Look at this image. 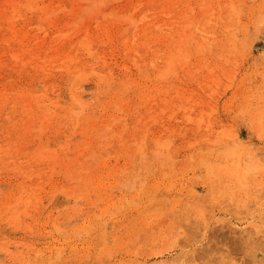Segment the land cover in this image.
<instances>
[{
  "label": "rangeland",
  "instance_id": "rangeland-1",
  "mask_svg": "<svg viewBox=\"0 0 264 264\" xmlns=\"http://www.w3.org/2000/svg\"><path fill=\"white\" fill-rule=\"evenodd\" d=\"M1 1L0 264H160L196 251L184 264H264V0H39L44 10L19 15L17 0ZM93 3L105 13L89 15ZM110 10L147 14L139 30L112 24L104 46L100 24L122 20ZM13 24L27 45L6 42ZM88 26L96 57L73 45ZM229 123L239 151L208 138ZM26 189L42 203L20 225L11 212Z\"/></svg>",
  "mask_w": 264,
  "mask_h": 264
},
{
  "label": "bare ground",
  "instance_id": "bare-ground-1",
  "mask_svg": "<svg viewBox=\"0 0 264 264\" xmlns=\"http://www.w3.org/2000/svg\"><path fill=\"white\" fill-rule=\"evenodd\" d=\"M3 1V3L5 2L6 3V5H7V3L9 2V4H10V2H11V4H12V1L11 0H9L8 2H7V0H2ZM2 1H1V3H2ZM18 1V0H17ZM16 1V2H17ZM20 1V0H19ZM15 2V1H13V6H11V4L9 5V6H11L12 8V10L16 13L17 12V15H19L18 13V11H20L19 9L20 8H22L23 7V5H25L26 7H29L30 9H31V11H34V12H36V11H39V10H44L45 9V7H43V8H41L40 7V3H39V0H25V1H28L26 4H24V3H22V2ZM79 1V0H78ZM87 1V0H86ZM94 0H90L89 2L91 3V5H89V6H92V2H93ZM99 1V2H98ZM102 1V0H101ZM100 0H97V1H95L96 3H102ZM104 1V0H103ZM106 1V3L108 2L107 0H105ZM115 1V0H114ZM88 2V1H87ZM109 2H111V1H109ZM108 2V3H109ZM203 2V1H202ZM231 2V1H230ZM239 2H242V0L240 1L239 0ZM141 3V2H140ZM165 3V2H164ZM187 3V2H186ZM74 4H76V3H74ZM94 4V8L92 7V10H94L93 12H91V11H89L88 10V13H90L89 15H91V13L93 14L94 12L97 14V13H99V12H101V13H105L104 11H103V8H98V4H97V7L96 8H98V9H96L95 8V3H93ZM105 4V3H104ZM103 4V5H104ZM226 4V3H225ZM230 4V3H229ZM137 5H139V3L137 4ZM141 5H145V2H143ZM170 5H172V3L170 4ZM227 5V4H226ZM234 5V4H233ZM237 5H238V3H237ZM246 5V4H245ZM245 5H243V7L245 6ZM24 6V7H25ZM135 6V5H134ZM186 6V5H185ZM64 8H65V6H63ZM100 7V6H99ZM101 7H103L102 5H101ZM174 7V6H173ZM187 7V6H186ZM185 7V8H186ZM192 7V6H191ZM215 7V6H214ZM227 7V6H226ZM238 7H239V5H238ZM242 7V6H241ZM81 8V7H80ZM84 8V7H83ZM86 8H88V6H85V9L84 10H86ZM90 8V7H89ZM184 8V9H185ZM201 8V7H200ZM231 8V7H230ZM234 8H236L235 6H234ZM234 8H232V10H234ZM91 9V8H90ZM136 9V8H135ZM138 9V8H137ZM163 9V8H162ZM190 9V8H189ZM236 9H238V8H236ZM11 10V11H12ZM67 10V9H66ZM134 10V9H133ZM132 10V12L129 14H119L118 13V15H119V17H117L118 15L116 14L117 12L115 11H109V12H112L111 14H109V15H113L114 16V19H116L115 17H117V18H121L122 17V20H119V21H112V22H108V24L105 26V27H103L102 26V24H100V28L102 29V33H103V37H102V43H103V45L105 46V45H108V44H110V43H115V41H116V37H117V35H116V32H115V30H113V28H112V24H122V23H125L126 24V26H127V24H128V28H137L138 30H139V22H140V19L139 18H141L142 20L144 19L143 17L147 14H142L143 15V17H137V15H136V13L134 12ZM230 10V9H229ZM242 10V9H241ZM10 11V10H9ZM58 11V10H57ZM56 11V12H57ZM72 11V10H71ZM70 11V12H71ZM147 11V10H146ZM163 11H165V9L163 10ZM185 11V10H184ZM236 11V10H235ZM28 12V11H27ZM49 12H51V11H49ZM55 12V11H54ZM73 12V11H72ZM71 12V13H72ZM82 12H84V11H82ZM81 12V13H82ZM120 12V11H119ZM134 12V13H133ZM148 12V11H147ZM152 12V11H151ZM191 12H192V9H191ZM233 12V11H232ZM240 12V11H239ZM13 12H11V14H12ZM69 13V12H68ZM74 13H76V12H74ZM88 13H86L85 12V14H87L88 15ZM94 13V14H95ZM107 13V12H106ZM120 13H122V12H120ZM167 13V12H166ZM48 14H50V13H48ZM70 14V13H69ZM73 14V13H72ZM102 14V15H103ZM108 14H105V15H108ZM234 14V16H236L235 15V12L234 13H232V15ZM237 14V13H236ZM21 15V14H20ZM47 15V14H46ZM75 15H77V14H75ZM74 15V16H75ZM98 15V14H97ZM125 15V16H124ZM159 15V14H158ZM170 15V14H169ZM49 16V15H48ZM78 16H80V14H78L77 15V17ZM86 15H83V17H85ZM104 16V15H103ZM154 16V15H153ZM156 16V15H155ZM230 16V15H229ZM9 17V16H8ZM12 18H11V20L13 19L14 20V18H13V16H11ZM18 17H20V16H18ZM17 17V18H18ZM45 17V16H44ZM70 17H72V16H70ZM82 17V16H81ZM107 17V16H106ZM112 17V16H111ZM183 17V16H182ZM231 17V16H230ZM239 17V16H238ZM17 18H15V19H17ZM79 18V17H78ZM145 18H147V17H145ZM148 18H150V17H148ZM260 18V17H259ZM8 19V18H7ZM69 19V18H68ZM74 19V17H72V20ZM82 19V18H81ZM81 19H77V20H80L81 21V23L82 22H84L83 20H81ZM84 19V18H83ZM96 19V18H95ZM2 20V19H1ZM6 20V19H5ZM88 20H89V18H88ZM141 20V21H142ZM148 20V19H147ZM7 21V20H6ZM10 21V20H9ZM49 21V20H48ZM70 21V20H69ZM74 21V20H73ZM72 21V22H73ZM75 21H76V19H75ZM80 21H79V23H80ZM155 21V20H154ZM153 21V22H154ZM171 21V20H170ZM235 21V20H234ZM97 22V21H96ZM100 22V21H99ZM143 22V21H142ZM142 22H140V23H142ZM152 22V23H153ZM89 23V22H88ZM84 24V23H83ZM177 24V23H176ZM186 24V23H185ZM198 24V23H197ZM95 25H96V23H95ZM97 25H99L98 24V22H97ZM96 25V26H97ZM147 25V24H146ZM150 25H151V23H150ZM154 25H158V24H154ZM153 25V26H154ZM191 25H192V23H191ZM216 25V24H215ZM12 26V29L10 30V31H12L13 33H14V38L12 37V39L11 38H9V39H6V42L8 43V44H10V42L12 41V40H16V42H18L21 46H25V45H27L26 44V42H25V40L26 39H28V37H29V35L28 34H25L24 32H20V30L17 28V25L16 24H13V25H11ZM69 26V25H68ZM77 26H78V22H77ZM85 26H87V25H85ZM149 26V25H148ZM167 26V25H166ZM174 26H175V24H174ZM33 27V26H32ZM40 27V26H39ZM51 27V26H50ZM125 27V26H124ZM157 27V26H156ZM22 28V27H21ZM42 28V27H41ZM78 28H80L79 26H78ZM82 28V27H81ZM96 28V27H95ZM99 27H97V29H98ZM159 28H162V26L161 27H159ZM170 28V27H169ZM231 28V27H230ZM248 28V27H247ZM43 29V28H42ZM73 29V28H72ZM124 29V28H123ZM141 29V28H140ZM184 29V28H183ZM227 29V28H226ZM237 29V28H236ZM39 30V29H38ZM82 30V29H81ZM99 30V29H98ZM170 30H172V29H170ZM232 30V29H231ZM70 31H71V29H70ZM123 31L124 30H122V32L120 33L121 35H122V33H123ZM133 31V30H132ZM150 31V30H149ZM163 31V30H162ZM220 31V30H219ZM66 32V31H65ZM85 34L83 35L85 38L84 39H82V42H80L81 40H79L78 42H74L73 43V45H76V44H79V43H83L82 45V48H84L85 47V50H86V52L88 51V53H86V54H91V56L93 57V56H95V55H97V53L94 51V45H95V41L94 40H92V37H93V32H91V28L88 26L87 28H86V30H85ZM128 31H126V33H127ZM134 32V31H133ZM144 32L146 33V31L144 30ZM164 32V31H163ZM39 33V32H38ZM70 33V32H69ZM78 33V32H77ZM206 33V32H205ZM247 33V32H246ZM170 34V33H169ZM187 34H189L188 32H187ZM193 33H191V34H189V35H192ZM59 35V34H58ZM61 35H63V34H61ZM132 35H133V33H132ZM166 35V34H165ZM164 35V36H165ZM179 35V34H178ZM185 35V34H184ZM188 35V36H189ZM55 36H57V35H55ZM67 36V35H66ZM75 36V35H74ZM74 36H72V37H74ZM82 36V37H83ZM151 36V35H150ZM182 36V35H181ZM131 37H134V36H131ZM137 37V36H136ZM186 37V36H185ZM184 37V38H185ZM190 37H192V36H190ZM239 37V36H238ZM36 38V37H35ZM62 38V37H61ZM60 38V39H61ZM67 38V37H66ZM155 38H157V37H155ZM165 38V37H164ZM183 38V39H184ZM5 39V38H4ZM68 39V38H67ZM125 39V38H124ZM136 39V38H135ZM162 39H163V37H162ZM232 39V38H231ZM123 40V39H122ZM133 40V42H134V39H132ZM166 40V39H165ZM180 40V37L178 38V41ZM193 40V39H192ZM236 40V39H235ZM0 41H2V38L0 37ZM36 41V40H35ZM40 41V40H39ZM54 42H55V40H53ZM205 41V40H204ZM230 41V40H229ZM5 42V41H4ZM63 42V41H62ZM125 42V41H124ZM123 42V43H124ZM132 42V43H133ZM137 42H139V41H137ZM206 42V41H205ZM35 43V42H34ZM188 43V42H187ZM182 44V43H181ZM79 45H81V44H79ZM199 45V44H198ZM72 46V45H71ZM70 46V47H71ZM124 46H125V44H124ZM128 46H130V45H128ZM131 46H132V44H131ZM137 46V45H136ZM141 46V45H140ZM142 46H144V44H143V42H142ZM150 46V45H149ZM184 46V45H183ZM227 47H228V45H227ZM233 47V46H232ZM58 48V47H57ZM124 48H126V47H124ZM133 48H134V50H136L135 48L136 47H134L133 46ZM147 48H148V46H147ZM181 48V47H180ZM51 49V48H50ZM56 49V48H55ZM131 49V48H130ZM29 50V49H28ZM164 50V49H163ZM124 51H128V50H124ZM131 51H132V49H131ZM137 51V50H136ZM181 51V50H180ZM77 52V51H76ZM112 52H114V51H112ZM178 52V51H177ZM243 52V51H242ZM27 53V52H26ZM179 53V52H178ZM36 54V53H35ZM65 54V53H64ZM63 54V55H64ZM147 54V53H146ZM158 54V53H157ZM221 54V53H220ZM145 55V54H144ZM143 55V56H144ZM185 55V54H184ZM234 55V54H233ZM11 56H12V54H11ZM13 56H14V58H18L19 59V61H24L25 62V60L23 59V55L22 54H20V53H16V54H13ZM75 56V55H74ZM99 56H101V55H99ZM98 56V57H99ZM103 56V55H102ZM183 56V55H182ZM186 56V55H185ZM32 57V56H31ZM70 57V55L69 56H67V58H66V60L68 59ZM88 57H89V55H88ZM96 57V56H95ZM177 57V56H176ZM181 57V56H180ZM13 58V57H12ZM56 58V57H55ZM71 58V57H70ZM157 58V57H156ZM178 58V57H177ZM177 58H176V62L178 63L179 62V60L177 61ZM186 58V57H185ZM17 59V60H18ZM45 60H46V58H44ZM73 59V58H72ZM187 59V58H186ZM15 60V59H14ZM50 60V59H49ZM53 60V59H52ZM64 60V59H63ZM69 60V59H68ZM95 60V59H94ZM102 60V59H101ZM105 60V59H104ZM108 60V59H107ZM155 60V59H154ZM159 60V59H158ZM16 61V60H15ZM32 61V60H31ZM44 61V60H43ZM42 61V62H43ZM61 61V60H60ZM169 61V60H168ZM175 61H174V63H175ZM29 62V61H28ZM172 62H173V59H172ZM54 63V62H53ZM71 63H72V61H71ZM136 63V62H135ZM134 63V64H135ZM150 63V62H149ZM170 63V62H169ZM180 63V62H179ZM16 64V63H15ZM37 64V63H36ZM49 64V63H48ZM52 64V63H51ZM5 65V64H4ZM24 65V64H23ZM37 65H39V64H37ZM67 64H65V66H66ZM40 66V65H39ZM175 66V65H174ZM32 67H33V65H32ZM67 67V66H66ZM155 67V66H154ZM44 68V67H43ZM76 68H79V67H76ZM40 69V68H39ZM166 69H168V68H166ZM44 70V69H43ZM68 70L69 71H73L72 70V68L69 66V68H68ZM109 70V69H108ZM169 70V69H168ZM78 71H80V73H79V76H77V78H81V76H80V74L83 72V71H81V69H77V70H75V72H78ZM174 72V71H173ZM92 73H94V72H92ZM86 74H88V73H86ZM78 75V74H77ZM82 75V74H81ZM83 75H85V73L83 74ZM89 75H91L90 73H89ZM94 75V74H93ZM97 75H101V74H97ZM234 75V74H233ZM170 76V75H169ZM88 77V76H87ZM98 77V76H97ZM100 77V76H99ZM98 77V78H99ZM101 77H104V76H101ZM110 77H111V75H110ZM226 77V76H225ZM83 78V77H82ZM165 78V77H164ZM218 78V77H217ZM88 79V78H87ZM214 79V78H213ZM233 79V78H232ZM77 80V79H76ZM102 80H103V78H102ZM110 80V79H109ZM78 81V80H77ZM220 81V80H219ZM79 82V81H78ZM107 82V81H106ZM77 84V83H76ZM77 86V85H76ZM217 86V85H216ZM230 86V85H229ZM225 87V86H224ZM223 87V88H224ZM46 89V88H45ZM226 89V88H225ZM53 90V89H52ZM240 90V89H239ZM237 91L236 92V94L238 93V92H240V91ZM215 92V91H214ZM75 93V92H74ZM241 93V92H240ZM240 93H238V94H240ZM20 94V93H19ZM24 94V93H23ZM23 94H21V96H24ZM29 94V93H28ZM149 94V93H148ZM0 95H2L3 96V98H5L7 95H9L8 94V90H6L5 89V92L3 93H1V91H0ZM166 95V94H165ZM10 96V95H9ZM25 96H26V94H25ZM83 96V95H82ZM82 96L81 95H79V94H76V95H73V97L72 98H74L75 99V101L76 102H81V98H82ZM156 96V95H155ZM258 97V96H257ZM84 98V97H83ZM152 98V97H151ZM250 95H247L246 96V98H244L245 100H246V104H245V106H244V109H248V108H250V106H251V104L249 103V100H250ZM150 99V98H149ZM233 99V98H232ZM235 100V99H234ZM258 100H260V99H258ZM251 101V100H250ZM54 103V102H53ZM192 103V102H191ZM56 104V103H55ZM82 104H83V102H82ZM86 104V103H85ZM144 105V104H143ZM181 106V105H180ZM263 106V105H262ZM239 107V106H238ZM241 107V106H240ZM252 107V106H251ZM256 107V106H255ZM186 108V107H185ZM231 108V107H230ZM232 109V108H231ZM242 109V108H241ZM256 109V108H255ZM260 109H261V107H260ZM149 111V110H148ZM166 111V110H165ZM164 111V112H165ZM168 111V110H167ZM245 111V110H244ZM120 112V111H119ZM247 113L249 112V111H246ZM46 113V112H45ZM50 113V112H49ZM213 113V112H212ZM254 113H256L255 111H254ZM54 114V113H53ZM50 115V114H49ZM151 115V114H150ZM249 115V114H248ZM254 115V114H253ZM172 116V115H171ZM150 117V116H149ZM125 118V117H124ZM43 119H45V118H42V120ZM199 119V118H198ZM31 120V119H30ZM47 120V119H46ZM193 120V119H192ZM50 121V120H49ZM116 121V120H115ZM191 121V120H190ZM48 122V121H47ZM153 122V121H152ZM29 123V122H28ZM226 124V123H225ZM222 125V129L221 130H214L213 129V127H210V131L211 132H209V135H208V138H212V137H214V141H218L220 144L219 145H221V144H223V145H226V146H230V145H234V146H231L232 148H233V150H237V149H239V148H241V147H235V144H236V146L237 145H243L241 142H240V131H239V129H238V127L235 125V124H230L229 123V125ZM44 125V124H43ZM32 126V125H31ZM41 126V125H40ZM211 126V125H210ZM208 127V126H207ZM207 129V128H206ZM27 130V129H26ZM209 130V129H208ZM36 131H37V129H36ZM43 131V130H42ZM172 131V130H171ZM197 132V131H196ZM256 132V131H255ZM258 132V131H257ZM41 133V132H40ZM102 133V132H101ZM39 134V133H38ZM42 134V133H41ZM208 134V133H207ZM258 134V133H257ZM36 136V135H35ZM39 137H41V136H38V138ZM112 137V136H111ZM121 137V136H120ZM145 138V137H144ZM210 139H207V141H209ZM42 140V139H41ZM48 140V139H47ZM101 140V139H100ZM206 140V139H205ZM212 140V141H213ZM158 141V140H157ZM156 141V142H157ZM211 142V141H210ZM158 143V142H157ZM162 143H164V142H159L158 144H162ZM196 143V142H195ZM66 144V143H65ZM141 144V143H140ZM139 144V145H140ZM145 144V143H144ZM189 144V143H188ZM41 145H42V143H41ZM212 145H214V144H212ZM43 146V145H42ZM48 146V145H47ZM101 146V145H100ZM37 147H39V146H37ZM230 147V148H231ZM7 148V147H6ZM9 148V147H8ZM64 148V147H63ZM98 148V147H97ZM141 148H143V147H141ZM140 148V149H141ZM218 148V147H217ZM216 148V149H217ZM229 148V147H228ZM231 148V149H232ZM243 148V147H242ZM16 149V148H15ZM14 149V150H15ZM37 149V148H36ZM39 149H40V151H39ZM41 149H45V147H39L37 150L40 152V154L42 155V153H41ZM67 149V148H66ZM157 149V148H156ZM210 149V148H209ZM230 149V150H231ZM232 150V151H233ZM239 150H241V149H239ZM239 150H237V151H239ZM36 151V150H35ZM43 151H45V150H43ZM50 151V150H49ZM210 151V150H209ZM220 151V150H219ZM225 151H229V150H226L225 149ZM47 152V151H46ZM211 152V151H210ZM234 152H236V151H234ZM264 152V151H263ZM36 153H38V152H36ZM53 153V152H52ZM162 153V152H161ZM231 153V152H230ZM247 153V152H246ZM39 154V153H38ZM37 154V156H39ZM141 154H142V152H141ZM232 154H234V153H232ZM236 154V153H235ZM261 154V153H260ZM263 154V153H262ZM53 155V154H52ZM52 155H50V156H52ZM55 155H56V153H55ZM109 155V154H108ZM230 155V154H229ZM239 155V154H238ZM248 155V154H247ZM258 155H259V153H258ZM47 156V155H46ZM33 157V156H32ZM31 157V158H32ZM56 157V156H55ZM66 157V156H65ZM90 157V156H89ZM238 157V156H237ZM246 157V156H245ZM38 158H42V159H44V157H38ZM53 158V157H52ZM60 158V157H59ZM233 158V157H232ZM255 158V157H254ZM250 159V158H249ZM10 160V159H9ZM41 160V159H40ZM52 160H54V158L52 159ZM238 161V160H237ZM239 161H240V158H239ZM201 162V161H200ZM208 162V161H207ZM232 163V162H231ZM234 163V162H233ZM240 163V162H239ZM256 164V163H255ZM235 166V165H234ZM247 167L249 166L248 164L246 165ZM235 167H238V166H235ZM241 167V166H240ZM250 167H252V166H250ZM16 168V167H15ZM9 169V168H8ZM10 169H11V167H10ZM13 169V168H12ZM49 169H50V167H49ZM60 169V168H59ZM58 169V170H59ZM234 169V168H233ZM19 170V169H18ZM26 170V169H25ZM32 170V169H31ZM246 170V169H245ZM245 170H244V173H245ZM21 171H23V170H21ZM35 171V170H34ZM41 171V170H40ZM32 172V171H31ZM37 172V171H36ZM39 172V171H38ZM40 174L42 173V172H39ZM239 173V172H238ZM44 174V173H43ZM49 174H51V173H49ZM68 174V173H67ZM24 175V174H23ZM30 175V174H29ZM33 175V174H32ZM34 175H35V173H34ZM42 175V174H41ZM63 175H65V174H63ZM68 175H70V174H68ZM242 175V174H241ZM244 175V174H243ZM242 175V176H243ZM25 176V175H24ZM38 176V175H37ZM244 178V177H243ZM30 179V178H29ZM79 179V178H78ZM248 179H249V177H248ZM239 180V179H238ZM245 180V179H244ZM241 182V181H240ZM238 184H240V183H238ZM243 186H244V184H242ZM253 185V184H252ZM46 186V185H45ZM240 186H241V184H240ZM243 186H242V188H243ZM247 186V185H246ZM245 186V187H246ZM255 186V185H254ZM264 186V185H263ZM37 187V186H36ZM62 189V188H61ZM263 189H264V187H263ZM256 190V189H255ZM59 192V191H58ZM62 192V191H61ZM247 196V195H246ZM42 197V196H41ZM41 197H40V192L39 191H36V190H33V191H30V190H25L24 192H23V194H22V196H21V198H19L18 199V202H17V204H15L14 205V208H12V216H11V219L12 220H15V221H13L14 223H16V224H20V225H22L21 223H20V217L23 215V214H26L27 216H24V217H28V215L30 214V213H28V212H30V208H31V210L33 209V207H34V209H36L37 210V208L39 207V205H41L40 204V202L42 203V201H41ZM256 197V196H255ZM258 201V200H257ZM256 202V201H255ZM22 203V204H21ZM261 204V203H260ZM13 205V204H12ZM12 205H10V206H12ZM263 205V204H262ZM260 207V206H259ZM262 208V207H261ZM252 212V211H251ZM194 213V212H193ZM192 213V214H193ZM221 217V216H220ZM29 218V217H28ZM224 218V217H223ZM257 218H259V217H257ZM22 219V218H21ZM264 219V218H263ZM219 222V221H218ZM13 223V224H14ZM31 224V223H30ZM24 225V224H23ZM27 225V224H26ZM234 225V224H233ZM248 225V224H247ZM18 226V225H17ZM245 226V225H244ZM24 227V226H23ZM27 227H29L30 228V226H29V222H28V225H27ZM214 228V227H213ZM243 228V227H242ZM28 229V228H27ZM31 229V228H30ZM180 230H181V228H179ZM178 229V230H179ZM217 229V228H216ZM250 229V228H249ZM29 230V229H28ZM245 230V229H244ZM177 231V230H176ZM253 233V232H252ZM234 239V238H233ZM28 243V242H27ZM197 250V249H196ZM195 250V251H196ZM199 250H201V249H199ZM57 252H59V251H57ZM194 252V251H193ZM200 252H198V251H196V254L195 253H193V257L192 256H189V255H184V254H176V255H173L172 257H170V258H168V259H166V260H164L163 262H161L160 264H174L175 262H177V264L178 263H180V264H184L188 259H194V258H196L197 257V255L199 254ZM188 254V253H187ZM190 254V253H189ZM200 255V254H199ZM37 256V255H36ZM190 257H192V258H190Z\"/></svg>",
  "mask_w": 264,
  "mask_h": 264
}]
</instances>
